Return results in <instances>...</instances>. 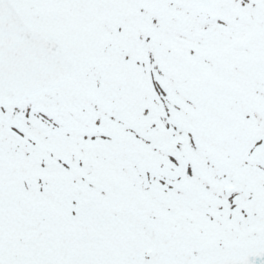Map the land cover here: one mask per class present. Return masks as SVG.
<instances>
[{
	"label": "snow or ice",
	"instance_id": "6c2138e0",
	"mask_svg": "<svg viewBox=\"0 0 264 264\" xmlns=\"http://www.w3.org/2000/svg\"><path fill=\"white\" fill-rule=\"evenodd\" d=\"M0 264H264V0H0Z\"/></svg>",
	"mask_w": 264,
	"mask_h": 264
}]
</instances>
